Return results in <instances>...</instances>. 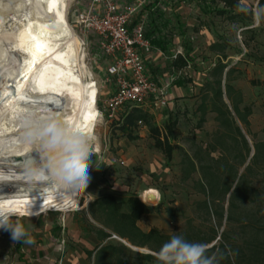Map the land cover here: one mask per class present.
I'll use <instances>...</instances> for the list:
<instances>
[{"label": "rangeland", "instance_id": "obj_1", "mask_svg": "<svg viewBox=\"0 0 264 264\" xmlns=\"http://www.w3.org/2000/svg\"><path fill=\"white\" fill-rule=\"evenodd\" d=\"M26 1L0 0V48L6 51L5 54L2 53L0 61V124L11 121V127L7 126L0 134V146H4L0 151L4 152L6 159L3 162L10 164L17 161L6 152H12V149L24 145L14 141H18L21 132L13 130L14 117L8 111L16 80L22 72V68L16 72L14 66L17 62L22 63L27 51V39L14 33L13 18H22V14L34 13L35 10ZM89 1L67 0V22L72 32L83 42L85 64L93 75L87 79V83L101 113V119L94 127L99 148L93 140L95 155L91 161V183L85 193L75 201L63 199L61 202L59 194L49 195L43 201V197L32 190L19 167L1 165L0 170L5 175L12 172L15 175L12 179L0 181V207L5 212L12 213L14 219L24 225L35 243H14L9 233L0 230V264H35L34 259L38 257L44 259L42 262L45 264H62L66 257L72 259V264H95V249L101 245L96 230L102 226L90 215L88 208L91 202L109 194L118 199L134 194L154 207L151 214L142 217L138 222L144 231L156 227L165 234H175L185 230L188 219H191L193 225L202 232L190 231L186 239L198 242L208 238L211 225H216L218 235L206 245L208 254L216 255L217 264H264L262 162L254 165L234 207L230 209L227 202L225 203V215L221 224L214 217L208 220L203 212L198 213L196 203L205 199L202 193L197 192L194 184L199 179V174H194L188 180L182 179L181 151L175 150L173 160L167 164L164 155L154 147L148 128L143 124H138L133 130L136 138L128 139L118 126L128 105L118 110L114 116H108L104 102L116 89L114 80L107 76L110 59L101 53L95 39L79 33L75 22L77 10H83ZM149 7L147 5L144 12L143 9L140 11L149 15V19L146 17L144 22L146 31L153 36L158 28L170 48L177 44L182 45L184 55L188 53L190 59L186 66L179 68L174 61L167 58L171 52L167 46L164 56L160 57L163 65H150L149 69L153 74L162 70L161 75L164 78L166 76L163 73L169 71L172 74L170 82L174 88L171 92L174 104L168 107L155 104L143 107L152 115L153 124L164 135H168L172 144L182 147L190 155L195 154L199 147H208L211 135L218 129V122L216 113L211 110L212 93L207 84L213 81L211 72L215 65L222 62L227 65V69L231 68L233 71L231 83L241 91L243 106L251 108L249 132L242 125L241 127L251 147L252 158L255 144L264 140V20L254 19L259 9L258 0H241L240 8L234 11L226 10L220 0H166L162 8L151 11ZM159 13L164 15L165 20L155 24ZM174 41L178 43L175 44ZM71 54L74 58V53ZM64 63V60H60L56 63L57 67L36 71L29 94L23 100L19 122L22 123L23 117L29 113L42 117L49 111V114H55L64 120L68 118L62 115L66 96L64 84L67 78V67ZM43 72L54 74L56 82L54 88L49 86L51 90L46 89L49 91L46 99L41 93L42 87L39 83ZM212 155L218 156V153L214 152ZM97 165L99 168H96ZM152 170L159 174H151ZM151 189L158 195L152 199L142 197ZM33 198L34 206L31 205ZM30 209L40 214L29 217ZM109 240L106 239L104 243ZM112 243H123L133 253L115 252L111 262L106 264H121L124 259L127 264H157L156 259L142 258L144 254L154 255L155 252L147 248L134 247L122 240ZM88 252L93 254L89 255Z\"/></svg>", "mask_w": 264, "mask_h": 264}, {"label": "trees", "instance_id": "obj_2", "mask_svg": "<svg viewBox=\"0 0 264 264\" xmlns=\"http://www.w3.org/2000/svg\"><path fill=\"white\" fill-rule=\"evenodd\" d=\"M220 1L226 10L234 11L240 8L241 0ZM258 8H264V0H258ZM189 61L186 53L174 63L180 68L186 66ZM227 68L226 64L219 62L211 72L213 81H209L207 85L211 87L210 105L211 110L216 113L218 129L211 135L208 147H199L195 154L190 155L182 147L172 144L168 135H164L161 129L153 124L152 115L142 107H128L118 123L125 136L131 140L136 138L133 136V130L138 126L139 121L145 125L154 147L164 155L167 164L173 160L175 150L181 151L182 179L188 180L194 174H199V179L195 180L194 184L197 192L202 193L205 199L196 203L197 212H203L208 220L214 217L218 224H221L224 218L225 203L227 202L230 209L234 207L236 198L247 184L254 165L260 161L264 166V140L255 144V153L250 158L251 147L243 130L249 132L251 108L247 105L243 106L241 91L231 83L233 71ZM169 132H171L170 127ZM214 152H217L218 156L212 155ZM88 209L90 215L102 226L96 230L101 245L95 249V264L110 263L115 252L133 253L123 243L113 245L112 241H126L131 246L147 248L155 252L173 235L165 234L156 227H151L148 231L139 227L138 222L142 217L151 214L154 207L144 203L134 194L123 199H118L112 194L104 195L91 202ZM216 227L211 225L210 236L198 242L208 244L214 241L218 235ZM190 231L202 232L193 225L191 219H188L187 228L175 234H182L187 238ZM114 235L117 238H113ZM106 239H110L111 242L104 243ZM220 246L224 248L223 244ZM88 254L92 255L93 252ZM142 258L155 259V256L144 254ZM121 264H127L126 259L122 260Z\"/></svg>", "mask_w": 264, "mask_h": 264}, {"label": "clouds", "instance_id": "obj_3", "mask_svg": "<svg viewBox=\"0 0 264 264\" xmlns=\"http://www.w3.org/2000/svg\"><path fill=\"white\" fill-rule=\"evenodd\" d=\"M254 19L264 20V8L256 11ZM21 128L18 142L31 145L32 150L19 166L32 190L38 191L43 201L50 194H59L61 202L63 199L75 201L85 193L91 183L93 138L55 114L41 117L29 113L23 117ZM14 175V172L5 175L0 170V181L12 179ZM39 214L31 209L28 212L29 217ZM0 230L9 233L14 243H35L24 225L2 207ZM154 256L157 264H217L216 255L208 254L206 244L188 241L182 234H173Z\"/></svg>", "mask_w": 264, "mask_h": 264}, {"label": "bare ground", "instance_id": "obj_4", "mask_svg": "<svg viewBox=\"0 0 264 264\" xmlns=\"http://www.w3.org/2000/svg\"><path fill=\"white\" fill-rule=\"evenodd\" d=\"M27 1L34 7V13L23 12L24 14L21 15L22 18H13V24H15L14 33L17 34L18 37H24L27 39V46H25L27 51L24 54L22 63L20 64L17 62L14 66L16 72H18L21 68L22 72L18 75L16 80L12 103L10 110L8 111L12 112L11 115L14 117L12 120L13 123H15L13 130H18L20 132L22 130L21 125L19 124L21 121L19 122L18 118L21 116V112L23 111L21 108L22 103L29 94V89L31 88L33 80L37 74L36 71L41 69V71H46L44 69L57 67V61L59 62L60 60H64L67 67L65 69L67 78L66 83L64 84V92L66 93V96L64 98V110L62 115L68 116L65 120L67 123L75 125L92 137L93 140L97 142V148H99L98 137L94 131V127L97 122L100 121L101 113L96 106L92 90L87 83V79L92 78L93 75L85 64L83 42L75 33L72 32V29L67 22V0ZM28 10L29 9H27V11ZM2 51L3 48L1 47L0 61L3 57L2 53H6V51ZM47 51H52V53H47ZM72 52L74 53V58L73 56L71 57ZM19 58L20 57L18 55L17 59ZM41 74L42 77L40 78L39 83L42 87L41 93L46 99V96H48L47 94L49 93L48 90H51L49 86L54 88V86H56V82L55 78H53L54 74L50 75L49 73L44 72ZM45 103L48 104L47 101ZM49 113L50 111L48 114L46 113L42 115V117L49 115ZM10 122L11 121H6L0 124V134L7 129V126H10ZM14 141L18 142L16 139ZM5 146H7V144ZM3 147L4 146H0V150ZM14 149L15 150L12 149V152L8 153V150L6 153L10 154L11 157L14 156L13 158L16 159L17 163L10 164L9 162H3L5 159L3 155L4 152L0 151V166L9 165L14 168H20L19 162L26 158L32 150V146L24 144L23 146ZM29 185L32 187L30 183ZM34 191L38 196H40L38 191ZM157 195V192L154 189H151L144 193L142 197H149L152 199ZM31 205L34 206V203H31Z\"/></svg>", "mask_w": 264, "mask_h": 264}, {"label": "built area", "instance_id": "obj_5", "mask_svg": "<svg viewBox=\"0 0 264 264\" xmlns=\"http://www.w3.org/2000/svg\"><path fill=\"white\" fill-rule=\"evenodd\" d=\"M151 1L90 0L76 12L79 33L95 39L111 62L107 76L114 80L116 89L104 102L109 117L126 105L143 108L149 104H174L170 86L159 85L148 72L153 46L146 36L144 21L136 22V15Z\"/></svg>", "mask_w": 264, "mask_h": 264}, {"label": "crops", "instance_id": "obj_6", "mask_svg": "<svg viewBox=\"0 0 264 264\" xmlns=\"http://www.w3.org/2000/svg\"><path fill=\"white\" fill-rule=\"evenodd\" d=\"M165 1L166 0H152L148 5H150L149 8L152 11L154 9L162 8L165 5ZM145 9L146 8L143 9V12H144ZM143 12L142 13L139 12L136 15V22L141 21V20L145 22L146 17H147V19H149V15L147 16ZM153 17H154V15H153ZM163 20H165L164 19V15H162V13H159L158 14V18L155 21V24L156 23L159 24L160 21L163 22ZM145 31H146V27H145ZM150 34L151 33H148L146 31V36H147V38L150 39V41L152 43V46H153L151 57L149 59V62L147 63L148 72L159 83V85H161V86L169 85L170 86V94H171L172 90L174 89L172 84H171V82H170L172 80V74H170L169 71H167V72L163 73V75L166 76L164 78L161 75L162 70H157V72H154V74H153L150 71V69H149V67H150V65L152 63H154L156 66H159V67L163 65V59L161 60L160 57H161V55L164 56V51L167 50V46L170 48V45H167L168 43H166V41H164L165 38L163 36V33L160 32V31L158 32V28H157V30L155 29V34L153 36H151ZM152 41H156V42H152ZM174 43L177 44L178 42L174 41ZM170 49H171V52H170V54H169V56L167 58H170L172 61L175 62L179 57H183L184 56L182 45H178L177 44L175 47H172ZM178 89H180V88H178ZM171 96H172V94H171ZM154 172L159 174L157 171H153V170L150 171V173L153 174V175H154ZM34 260H35V264H36V261L38 262L37 264H45V263L42 262L44 259H42L41 257H38V259H34ZM71 262H72V259L70 257L63 258V260H62V264L63 263L64 264H72Z\"/></svg>", "mask_w": 264, "mask_h": 264}]
</instances>
